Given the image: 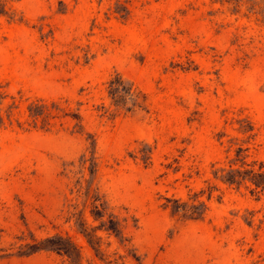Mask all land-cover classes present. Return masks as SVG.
Returning a JSON list of instances; mask_svg holds the SVG:
<instances>
[{
	"label": "rangeland",
	"instance_id": "rangeland-1",
	"mask_svg": "<svg viewBox=\"0 0 264 264\" xmlns=\"http://www.w3.org/2000/svg\"><path fill=\"white\" fill-rule=\"evenodd\" d=\"M116 74L145 96L143 110L113 105L107 82ZM40 105L47 110L37 118ZM238 147L264 166L259 8L0 0V264H69L51 251L20 254L56 233L68 234L87 264L89 247L65 217L68 205L81 207L91 179L81 162L91 153L93 187L136 220L126 232L140 260L125 264H264V193L212 175ZM193 194L207 206L202 219L163 207ZM104 240L109 253L124 254Z\"/></svg>",
	"mask_w": 264,
	"mask_h": 264
},
{
	"label": "trees",
	"instance_id": "trees-1",
	"mask_svg": "<svg viewBox=\"0 0 264 264\" xmlns=\"http://www.w3.org/2000/svg\"><path fill=\"white\" fill-rule=\"evenodd\" d=\"M214 1L232 4L235 8L242 4H249L251 8L257 7L264 12V0ZM119 6L120 9L117 8L116 12L122 17V13L126 9L121 5ZM107 90L108 96L117 108H122L126 112L143 110L145 108V96L131 83L124 81L118 74L107 82ZM37 108L38 111L35 113L37 118L47 110L43 105ZM75 118L78 119V117ZM245 123L244 132L253 131L252 125L247 121ZM91 146H93L92 143ZM245 151L247 149L238 147L234 158L229 160L227 167L213 169V178L237 189L244 187L252 195L263 194L264 166L262 163H259V166L256 168V162L247 163L246 156L243 155ZM85 164H89L88 171L91 179L86 181L81 207L77 203L68 205L65 223H72L74 231L83 237L89 247L90 256L87 259V264H125L126 258L139 261V256L136 255V251L131 244V238L126 232L130 223H132L133 227L136 226V220L129 216L127 212L124 214L116 213L105 196L99 192L98 188L93 187L96 165L92 153L91 157L82 160L81 165ZM214 166L215 164L212 165V168ZM80 191L81 188L77 190V192ZM198 198V194H193L186 201L180 198H166V203L163 207L174 216L188 220H199L204 217L207 206L205 202L200 201ZM252 218L253 214L249 213V217L245 219L249 226L252 225ZM104 238H114L119 247L123 249L124 254H118L116 251L109 253L110 242H105ZM25 247L26 250L22 251L21 255L27 256L40 251H51L64 256L69 264H83L84 257L81 254L80 247L68 234L56 233L40 241L27 244Z\"/></svg>",
	"mask_w": 264,
	"mask_h": 264
}]
</instances>
